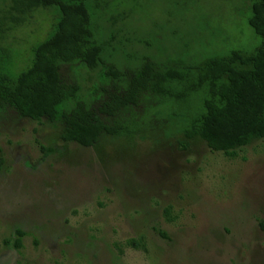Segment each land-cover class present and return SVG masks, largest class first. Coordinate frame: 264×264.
Here are the masks:
<instances>
[{"label": "rangeland", "instance_id": "obj_1", "mask_svg": "<svg viewBox=\"0 0 264 264\" xmlns=\"http://www.w3.org/2000/svg\"><path fill=\"white\" fill-rule=\"evenodd\" d=\"M253 1L86 0L106 67L74 63L63 77L91 106L144 60L203 68L234 50L249 55L261 42L247 24ZM58 19L55 7L28 11L26 0H0L11 76L30 66L32 48ZM183 115L144 92L115 118L133 119L130 133H103L89 148L61 141L60 118L0 121V264H264V139L228 159L186 140ZM184 141L187 150L178 148Z\"/></svg>", "mask_w": 264, "mask_h": 264}, {"label": "trees", "instance_id": "obj_2", "mask_svg": "<svg viewBox=\"0 0 264 264\" xmlns=\"http://www.w3.org/2000/svg\"><path fill=\"white\" fill-rule=\"evenodd\" d=\"M26 3L28 11L55 7L59 19L47 38L32 48L30 66L16 76H11V68L3 64L0 49V121H7L12 114L37 123L60 118L64 124L61 141L89 148L103 133H130L135 121L124 118L119 122L115 118L133 111L149 91L184 113L186 140L198 138L211 152L233 159L237 150L264 139V0L252 2L247 19L261 38L253 53L244 55L234 50L227 57L210 59L203 68L157 67L144 60L138 73L127 78L124 85L112 82L101 88L102 99L91 106L79 101L78 85L66 83L62 74L64 67L74 63L83 64L88 71L106 67L105 47L93 38L86 0ZM105 74L112 80L119 76L111 66ZM178 146L187 150L189 144L184 141ZM16 234L14 246L18 249L23 233ZM160 236L166 238L163 233ZM126 245L140 247L134 240Z\"/></svg>", "mask_w": 264, "mask_h": 264}]
</instances>
